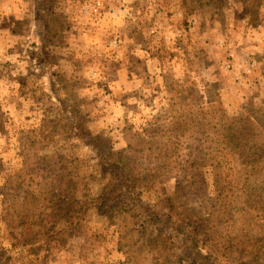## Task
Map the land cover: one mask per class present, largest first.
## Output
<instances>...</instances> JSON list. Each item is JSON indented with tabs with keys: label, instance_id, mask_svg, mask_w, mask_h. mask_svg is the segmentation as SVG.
<instances>
[{
	"label": "rangeland",
	"instance_id": "rangeland-1",
	"mask_svg": "<svg viewBox=\"0 0 264 264\" xmlns=\"http://www.w3.org/2000/svg\"><path fill=\"white\" fill-rule=\"evenodd\" d=\"M0 264H264V0H0Z\"/></svg>",
	"mask_w": 264,
	"mask_h": 264
}]
</instances>
